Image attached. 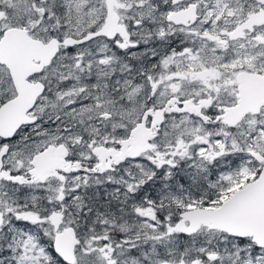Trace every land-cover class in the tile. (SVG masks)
<instances>
[{"label":"snow or ice","instance_id":"1","mask_svg":"<svg viewBox=\"0 0 264 264\" xmlns=\"http://www.w3.org/2000/svg\"><path fill=\"white\" fill-rule=\"evenodd\" d=\"M0 264H264V0H0Z\"/></svg>","mask_w":264,"mask_h":264}]
</instances>
